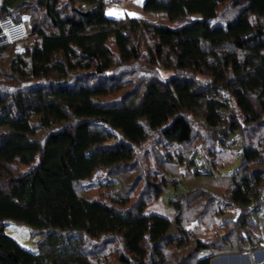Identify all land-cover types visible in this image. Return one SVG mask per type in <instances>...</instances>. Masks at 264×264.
<instances>
[{"label": "trees", "instance_id": "16d2710c", "mask_svg": "<svg viewBox=\"0 0 264 264\" xmlns=\"http://www.w3.org/2000/svg\"><path fill=\"white\" fill-rule=\"evenodd\" d=\"M143 10L157 20L117 16L103 0L1 1L0 19L24 21L32 37L15 56V45L0 50V264H211L262 248L263 146L243 148L226 200L184 185L173 220L145 209L184 184L176 171L193 165L195 124L215 137L264 123V0ZM154 138L184 152L160 148L166 164L146 175L141 200L109 184L104 199L89 196L104 188L82 190L100 171L125 189L121 175L138 172ZM7 220L41 236L37 253L6 234ZM110 237L122 252L101 256Z\"/></svg>", "mask_w": 264, "mask_h": 264}, {"label": "rangeland", "instance_id": "374dc122", "mask_svg": "<svg viewBox=\"0 0 264 264\" xmlns=\"http://www.w3.org/2000/svg\"><path fill=\"white\" fill-rule=\"evenodd\" d=\"M1 1L2 0H0V4ZM124 10L125 8L122 7L120 9H117L115 13L117 14V16H122L124 15V13H126V11ZM24 45L25 42L15 44L14 55L12 54L11 55L15 56L19 53L24 52ZM10 57L9 60L11 61L12 58ZM5 62H8V60ZM5 62H4V66H7V64L5 65ZM163 76L167 77L169 75L167 73V74H163ZM4 83L5 81L2 80V84ZM231 107L233 109L235 108L234 105H232ZM195 127L199 138H195V141H193L195 143L194 145L191 146L188 162H186V165H188L187 163L191 161L193 162V165L190 167H184L183 170L179 172L176 171L178 176L179 175L182 176L178 181L184 182V184L182 185V187L180 184V186L177 188L178 191L175 188L166 190L162 196H160L155 201L150 202L145 209L146 215L156 214L173 220L177 211L174 209V207H172L170 202L171 200H175L177 198L178 193H180V189H182L184 185L200 187L201 191L203 188H206L208 189L209 192L212 193L210 194V196L215 195L216 198H219L221 200H226L228 198L227 197L228 193L231 189L230 187L231 177L237 171L238 167L242 165V160L240 159V155L243 148L244 147L261 148L262 146L264 147V123L252 127V129L247 127V129L241 132H237L230 136H227L225 135V133H223V131H220L217 132L215 137L211 131L204 130V128H202L201 125L195 124ZM156 139L157 138L152 139L145 146H141V148L139 149V157L137 159V164H136V166H139L136 167V169L138 170L137 173L135 172L133 173V170H131L127 173L126 176L124 174L125 172L123 173V171H119L120 173H123L121 175L122 178L126 177L128 179L129 185H127L125 189H121L122 185L119 179L110 178V176L106 171H100L94 176L93 180L88 185L82 186L83 187L82 190L88 187L90 189L104 188L103 194H101L100 192L89 194V196L91 197L94 196L96 198L104 199L105 196L103 195H106V193L109 192V190L105 189V186L109 184L108 186L110 187L114 186L115 189L118 190L117 192H123L124 194H128V192L133 193L132 194L133 202L135 201L138 202L139 200H141L143 194L149 192L146 188V183H147V181L145 180L146 175L151 171L154 172L157 171V169L159 168V164L157 163H161L162 167L164 164H166V162L163 161H165L164 159L167 158V156L160 153L159 151L160 148L163 151V153L166 154H171L175 152L173 148L170 149L169 147H166L163 144L157 146L156 141L154 142V140ZM153 142L155 143L154 145ZM177 151L181 153L184 152L181 149L176 150V152ZM154 172L149 174L147 177H150L149 179L158 176L162 177L160 175L158 176L155 175L156 173ZM196 175L199 176L201 175V176L199 177ZM144 180L146 183H143ZM136 181H139V183H136ZM261 202H262V206L260 207H262L263 210L262 213H264V192ZM201 204L204 205V208L206 207L208 208L207 201L204 200ZM261 220L263 221L262 224L264 228V215ZM215 222L216 221H213L212 226H210L212 222L210 223L209 226L205 224V227H207L205 232L207 233L201 232V230H199L200 234L199 233L198 234L200 236L204 235L206 238L211 237L214 232L213 226H216L214 224ZM216 224H218V222H216ZM5 232L8 236L16 240L26 250L33 253L38 252V242L41 240V236L32 234L29 226L25 224H18L11 220H7L5 222ZM263 235H264V229H263ZM107 241L108 243L103 248L101 247L100 251L97 249V252H99L101 256L106 254L109 250H112L113 255L115 253L122 252V245L119 242V240L110 237ZM258 251H264V242L262 243V248L257 251L249 250V251H244L240 254L225 253L212 259V262L218 259L221 260L222 262L226 261L227 263L228 261L229 264H235L238 261L242 262L246 254L253 255L255 252ZM189 252L190 251H185L184 255L190 254ZM180 255L181 253L179 254V256ZM256 255L259 256L260 259L259 261L261 262L260 264H264V253H259ZM218 260L215 261L216 264L219 263Z\"/></svg>", "mask_w": 264, "mask_h": 264}, {"label": "built area", "instance_id": "2783aa9c", "mask_svg": "<svg viewBox=\"0 0 264 264\" xmlns=\"http://www.w3.org/2000/svg\"><path fill=\"white\" fill-rule=\"evenodd\" d=\"M103 5L105 11L120 9L124 6V0H103ZM31 37L32 31L24 21H16L8 16L0 19V50Z\"/></svg>", "mask_w": 264, "mask_h": 264}, {"label": "crops", "instance_id": "0c3cea01", "mask_svg": "<svg viewBox=\"0 0 264 264\" xmlns=\"http://www.w3.org/2000/svg\"><path fill=\"white\" fill-rule=\"evenodd\" d=\"M145 0H124L125 11L129 14L130 17L144 18L151 21H156L157 16L155 14L146 13L143 10ZM256 255V254H255ZM259 256H255L252 259V264H258Z\"/></svg>", "mask_w": 264, "mask_h": 264}, {"label": "bare ground", "instance_id": "6f19581e", "mask_svg": "<svg viewBox=\"0 0 264 264\" xmlns=\"http://www.w3.org/2000/svg\"><path fill=\"white\" fill-rule=\"evenodd\" d=\"M256 255H250V254H246L245 257H244V260L242 262H236L235 264H252V259L255 257ZM228 259V258H227ZM234 259V258H233ZM232 260V259H231ZM219 263L218 264H229L228 261L226 263L225 262H222L221 260H218ZM235 261V260H234ZM232 262V261H231ZM214 264H216V262L214 261Z\"/></svg>", "mask_w": 264, "mask_h": 264}, {"label": "water", "instance_id": "95a60500", "mask_svg": "<svg viewBox=\"0 0 264 264\" xmlns=\"http://www.w3.org/2000/svg\"><path fill=\"white\" fill-rule=\"evenodd\" d=\"M259 253H264V251H258V252H255L254 254H259ZM228 257V256H227ZM216 260H218V259H216ZM216 260H214V261H216ZM214 261L212 262L211 261V264H214ZM261 263V262H260ZM260 263H258V264H260Z\"/></svg>", "mask_w": 264, "mask_h": 264}]
</instances>
